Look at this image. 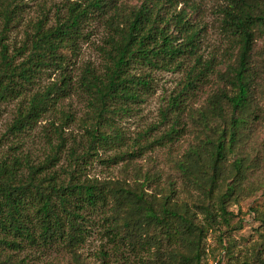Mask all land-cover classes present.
<instances>
[{
  "label": "trees",
  "instance_id": "16d2710c",
  "mask_svg": "<svg viewBox=\"0 0 264 264\" xmlns=\"http://www.w3.org/2000/svg\"><path fill=\"white\" fill-rule=\"evenodd\" d=\"M137 1V5L117 4V0L72 2L54 25L47 26L46 17L39 19L33 32H26L21 46H14L11 52L7 34L19 6L0 0V17L4 19L0 30V105L20 102L6 132L14 137L29 132L70 95L73 87L65 72L71 61L69 53L76 54L84 25L95 16L108 15L111 30L109 49H104V71L99 74L86 67L78 81L80 89L90 96L87 117L93 120L86 128L89 141L84 152L77 155L72 148L69 164L61 166L60 171L55 169L66 146L61 123L55 127L60 142L52 145L44 161L35 162L29 152H18L19 146L11 147L14 152L1 160V250L20 254L35 247L61 245L74 254L89 236L88 211L101 210L106 214L103 227L116 256L124 258L126 252L134 253L137 264H202L210 230L230 225L233 213L227 207L245 178L247 156L243 150L251 138L252 125L259 120L252 52L257 33H264V0H224L219 9L220 30L228 43L220 64H228V70L217 75L227 86L218 88L203 106L190 112L195 143L178 167L187 186H193L202 198L188 195L186 200H181L173 184L160 193L148 190L149 176L130 184L93 180L84 173V163L97 146L121 143L119 134L110 133L113 115L143 101L152 90L150 76L134 72L136 65L170 69L195 58L185 90L194 88L214 69V59L203 61L198 56L201 30L190 14L195 0ZM235 58V64L231 63ZM49 70L61 71L60 83L30 96L37 79ZM176 101L174 107L179 106ZM70 116L65 113L66 119ZM178 134L173 126L168 137L174 141ZM126 155L133 156L128 153L106 161L113 163ZM233 158L230 183L235 184L227 185L226 166ZM224 184L227 189L222 193L219 189ZM259 236L252 250L242 259L236 258L235 264H264V234ZM223 242L220 234L222 246ZM144 252L151 254L143 257ZM108 253L101 251L103 257ZM73 258L74 264H85L80 255Z\"/></svg>",
  "mask_w": 264,
  "mask_h": 264
},
{
  "label": "rangeland",
  "instance_id": "374dc122",
  "mask_svg": "<svg viewBox=\"0 0 264 264\" xmlns=\"http://www.w3.org/2000/svg\"><path fill=\"white\" fill-rule=\"evenodd\" d=\"M19 6L17 18L9 25L8 40L10 51L14 46L20 47L26 32H33V25L46 17L47 26H52L58 16H65L70 3L80 0H10ZM129 5H137V0H117ZM224 6V0H195L190 11L191 18L201 30L198 56L203 61L214 59V69L192 89L185 90L188 72L195 64V58H187L176 68L153 69L136 65L134 72L148 74L152 81V90L143 96V101L127 105L123 112L113 115V128L110 133L119 134L121 143L110 144L107 147L97 146L94 155L86 159L84 173L88 178L99 181L122 180L130 184L143 182L146 176L150 181L148 190L160 193L173 184L181 200L202 198L199 191L187 186L178 163L183 159L189 147L195 143V127L191 118V110L204 105L208 96L218 88L227 86L224 80L218 78V71L226 73L228 64H220V58L227 48V39L221 33V14L219 9ZM180 9V8H179ZM108 15L91 18L82 30L78 49L73 56L70 52L68 74L73 90L62 99L56 109L48 112L29 132L14 137L7 135V129L12 123L18 100L0 105V162L14 151L13 146H19L18 152H29L35 162L44 161L52 152V145L60 142L55 127L62 126V136L66 139L57 168L69 164L68 155L73 148L81 155L88 147L89 128L93 120L88 119L90 112V96L80 89L78 81L86 67L102 73L107 63L105 50L109 49L107 39L111 30L107 24ZM4 24L0 17V30ZM105 49V50H104ZM253 70L255 72L256 96L259 104V120L252 125L250 140L245 144L243 154L247 156L245 178L237 186L236 194L228 205L233 213L230 225H218L211 229L206 241V256L202 264H235L236 258H243L252 250V244L264 234V33H257L252 52ZM236 58L231 61L235 64ZM61 71L49 70L41 74L36 85L30 89V96L37 90H45L52 83H60ZM179 104L174 107L172 103ZM65 113L71 114L68 119ZM261 116V117H260ZM175 126L180 134L174 136V141L168 133ZM108 130V129H107ZM111 163L106 160L115 156H123ZM226 166L227 185L235 184L232 162ZM228 176V177H227ZM239 180H237L238 182ZM229 183V184H228ZM146 184V183H145ZM227 185L221 186L220 192H225ZM217 192H215V195ZM236 197V198H235ZM98 211H88L90 222H87L88 238L82 248L71 253L61 245L53 247H35L29 251L15 254L9 250H1L2 264H74V255H80L85 264H137L134 253L126 252L124 258L113 252V243L103 227L106 214ZM224 238L223 246L219 243V235ZM1 248V247H0ZM5 250V251H4ZM102 250L109 251L103 257ZM154 250V249H153ZM149 257L151 253H141ZM105 258V259H104Z\"/></svg>",
  "mask_w": 264,
  "mask_h": 264
}]
</instances>
